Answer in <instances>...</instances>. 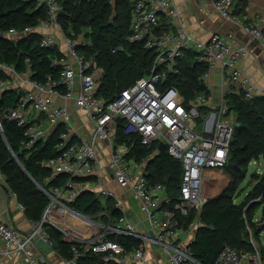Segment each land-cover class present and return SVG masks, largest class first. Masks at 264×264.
<instances>
[{"label": "built area", "instance_id": "2783aa9c", "mask_svg": "<svg viewBox=\"0 0 264 264\" xmlns=\"http://www.w3.org/2000/svg\"><path fill=\"white\" fill-rule=\"evenodd\" d=\"M131 42H142L144 47L155 54L150 71L133 85L124 89L114 100L108 102L98 96L104 69L96 61L86 59L78 51L79 47L91 45L84 34L74 38L65 35L67 52L54 60L61 67L59 79L48 77L46 83L34 82L39 90L27 91L20 98L19 104L7 111L6 116L24 130V144L33 146L39 141H46L52 133L63 126L58 145L59 153L43 161V166L52 172V178L67 177L62 185L47 187L44 182L40 188L49 198V203L41 217L30 221V229L20 231L0 217V264L6 258H13V264H52L41 262L37 252L43 243L55 248V240L50 228L54 227L63 234V240L72 245L71 257L64 259V264H78L79 259L88 251L106 254L118 259L121 264H128L127 250L118 240L110 236H131L145 238L137 232L124 214V205L116 194L108 189L98 174V144L109 140L112 154L108 163L110 173L123 187H132L140 199L141 209L153 225L160 226L151 240L161 244L170 256L171 264H201L191 248L178 244L177 231L180 229L177 215L187 216L196 212V219L186 232H194L200 226V214L208 203L211 185L215 176L228 162L235 120L231 118L225 95L216 106L209 105L210 96L205 92L186 104L184 96L175 86H167L168 73L178 74V61L187 50L197 51V59L207 65L202 78L207 81L212 73L221 68L223 79L229 80L238 93L247 100H253L264 93L245 74L241 61L249 55L244 44L234 43L228 36L215 32L203 42L186 27L174 0H130ZM237 0H215L216 10L227 20L240 21L233 6ZM47 16L40 19L33 27L23 30L12 28L7 33L14 37L28 36L38 28H61L59 22L63 7L58 0H48ZM247 30L259 40L264 52V16H257ZM44 47H57L58 41L51 33L41 35ZM117 49H113L115 52ZM15 71L13 67L0 63V72ZM171 70H173L171 72ZM32 73V72H31ZM22 75L26 72L20 73ZM7 82L0 80V96L6 89ZM61 87H63L62 90ZM78 91L76 92V90ZM53 95L62 96L86 110L94 130L89 139L74 140L75 131L69 108L57 104ZM206 106L207 111H201ZM123 122L119 124L117 118ZM46 125L42 123V119ZM197 123L192 125V120ZM124 126L125 133H137L143 145L163 142L168 154L182 162L183 174L178 199H172L162 183L152 184L147 178L145 168L150 159L159 152L139 162L142 172L135 175L134 159L129 158L130 148L115 143L118 127ZM0 174L2 172L0 171ZM94 177L89 180L87 178ZM45 181V182H46ZM86 190L117 199L116 207L120 216L109 212L93 217L77 211L72 203ZM18 198L17 194L14 193ZM21 210L25 205L18 203ZM162 211L160 220L157 212ZM82 221L85 226L66 224V219ZM76 228V232L72 231ZM252 251H240L226 245L219 253L215 264H264V254L259 243L251 239ZM81 244V248L77 246ZM135 261L146 263V250L143 246L133 249Z\"/></svg>", "mask_w": 264, "mask_h": 264}, {"label": "trees", "instance_id": "16d2710c", "mask_svg": "<svg viewBox=\"0 0 264 264\" xmlns=\"http://www.w3.org/2000/svg\"><path fill=\"white\" fill-rule=\"evenodd\" d=\"M58 1L63 7L59 22L65 34L74 38L84 34L89 38L91 45L79 47L78 51L86 59L93 58L104 69L98 96L110 102L150 71L155 54L146 49L142 42L129 40L132 10L130 0ZM247 6L248 0H242L235 13H245ZM46 16V3L36 0H0V33L12 28L23 30L36 26ZM113 49L117 50L114 52ZM198 54L195 50H187L178 61L180 72L168 73L166 80L167 86H175L179 90L186 104L199 93L205 92L210 96V90L202 79L208 67L197 59ZM60 55L58 47L42 46L41 35L38 33H31L16 41L0 36V63L13 67L17 73L30 69L34 82L44 84L48 77L59 79L61 67L55 65L54 60ZM5 77L6 74L0 72V80ZM61 89L64 90L63 87ZM24 93L23 90L9 88L0 96V171L6 175L7 189L15 192L19 202L25 205L28 219L36 221L41 219L49 203V198L39 184L47 183V187L62 185L67 179L66 176L59 175L46 181L52 178V172L42 164L44 160L59 153L60 134L64 127L59 126L48 140L27 147L24 144L23 128L6 116L7 111L19 104ZM225 101L230 113H236L229 158L221 170L224 173L218 179L214 195L199 216L201 225L189 245L193 256L201 264H215L226 245L240 251L254 250L247 224V217L252 218L251 207H247L246 203L237 204L234 199L246 179L251 162L264 159V96L247 100L242 93L227 92ZM200 109L208 110L206 106ZM237 124L239 125L236 126ZM115 143L129 147V158L137 162L153 154L158 147L156 142L149 146L143 145L141 136L137 133H125L123 125L118 127ZM146 173L152 184H164L172 199H178L183 166L180 160L168 154L166 147L149 160ZM257 178L259 184L250 197H262L264 204V173ZM72 205L77 211L90 216L103 210L99 196L91 190L84 191ZM108 212L115 217L120 216V210L115 205H111ZM177 216L179 227L187 229L197 214L191 212L187 216ZM66 220L65 223L68 224L69 221ZM50 230L55 240V249L65 258L71 257L72 245L62 239L56 228L52 227ZM110 237L125 245L127 252L141 244L139 238L131 236ZM77 246L81 248V244ZM261 249L264 254V248ZM78 264L121 263L106 254L88 251L79 259Z\"/></svg>", "mask_w": 264, "mask_h": 264}, {"label": "crops", "instance_id": "0c3cea01", "mask_svg": "<svg viewBox=\"0 0 264 264\" xmlns=\"http://www.w3.org/2000/svg\"><path fill=\"white\" fill-rule=\"evenodd\" d=\"M241 1L242 0H237L234 3V13L241 4ZM174 2L181 13L186 27L196 37V39L205 42L213 33L218 32L228 36L234 43L244 44L247 46L249 55L241 61V68L253 81V83L264 93V52L259 40L247 30V26L252 25V23L255 22L257 16H264V0H248L246 12L243 14H237L240 19L238 22L225 19L216 10L215 0H174ZM34 33H38L39 35L51 33L58 41L57 47L60 52H67V46L64 39L66 34L63 28L61 29L57 27L52 30L48 28H38ZM0 36L15 41L26 37H14L9 35L7 32L0 33ZM26 73L27 74L22 75L16 71L8 70L5 74L9 75L11 80L8 79L9 82H7L6 89L17 88L23 90L24 92L39 91L31 79V70L29 69ZM222 73V69L218 68L212 73L207 81H204L210 90L209 105L211 107L218 106L223 100V95H225L227 92L238 93L235 86L231 84L229 80L223 79ZM77 91L78 89L76 92ZM52 97L57 104L67 106L69 108L72 116V125L75 131L74 140L81 141L84 139H89L94 130L89 113L86 110L79 108L76 103L62 96L53 95ZM42 123L46 125L44 118L42 119ZM161 143L163 142H160V144ZM98 151L99 158L97 165L99 176L103 180L104 185L113 191L120 202L124 205V214L126 215L128 221L133 224L137 232L143 234L145 237L140 239V246L145 248L147 254L145 264H171L170 256L165 248H163L161 244L151 240L155 233L160 231V226L153 225L149 219V216L142 211L140 199L134 189L132 187H121L110 173L108 163L111 158L112 148L110 146L109 140H101L98 144ZM160 152L161 150L159 149L157 154ZM133 172L135 175L142 172V167L137 161L133 165ZM218 179L217 176H215L212 184H216L217 186ZM7 188L6 175L2 173L0 174V217L8 221L20 231H27L30 229V220L28 219L25 211L19 208V200L15 197V192H12ZM97 196L99 195L97 194ZM99 198L101 197L99 196ZM100 201H102V198ZM101 203H103V201ZM116 203L117 199L108 197L106 203L101 204L103 210L97 215L108 212L110 206H116ZM157 213V217L160 220H163L165 217L163 212L159 211ZM70 221L71 224L78 227H83L84 225L79 223L80 221L78 223L71 219ZM197 230L194 232H186V229L180 227V229L177 231L178 245L181 247H188L195 239ZM149 236L151 238H148ZM38 248L39 252L37 253L41 262L46 263L49 261L52 264H64L65 257L62 256L57 251V249L49 248L43 243H40ZM133 249L127 252L128 264H139L135 261ZM115 260L119 261L118 259ZM14 261L15 260H13V258H6L1 264H13Z\"/></svg>", "mask_w": 264, "mask_h": 264}, {"label": "rangeland", "instance_id": "374dc122", "mask_svg": "<svg viewBox=\"0 0 264 264\" xmlns=\"http://www.w3.org/2000/svg\"><path fill=\"white\" fill-rule=\"evenodd\" d=\"M8 79L11 80V78H9V75H6L4 80L6 82H9ZM235 116H236V113L233 112L231 114V118L234 119ZM196 123H197L196 119L192 120V125H195ZM223 173H224V171H220L219 177H217V179L220 178L221 175H223ZM263 173H264V159H259L257 161L255 160V161L251 162V164L248 167V173H247L246 179L240 185V188H239L237 195L235 196V199H234V202H236L237 204L246 203L247 207H251L252 218L249 219L247 217L248 232H249V236L254 238L256 243H259L261 248H264V219H263L264 204L262 203L263 199H262V197L253 198L250 196H251V193L253 192L255 186L257 184H259V179L257 178V176H261ZM211 188H212V190H211L210 197H212L214 195L216 184L211 185ZM98 195L102 198V201H103V203H101L102 201H100V204H105L106 200L108 199V196L100 195V194H98ZM101 198H100V200H101ZM96 214L97 213H92L91 215L97 217ZM71 220H73L77 223L79 222L78 220H75V219H71ZM68 221L71 224L70 219ZM79 223L84 224L82 221H80ZM83 226H85V225H83ZM72 231L76 232L77 230H76V228H74ZM60 236L63 239L62 233H60Z\"/></svg>", "mask_w": 264, "mask_h": 264}, {"label": "water", "instance_id": "95a60500", "mask_svg": "<svg viewBox=\"0 0 264 264\" xmlns=\"http://www.w3.org/2000/svg\"><path fill=\"white\" fill-rule=\"evenodd\" d=\"M36 1H38V2H40V3H45V2H47L48 0H36ZM173 70H171V72H172ZM117 122L119 123V124H121L122 122H123V119L121 118V117H119V118H117ZM239 124H237L236 126H238ZM164 148H165V145L163 144V143H161L160 145H159V149L162 151V150H164Z\"/></svg>", "mask_w": 264, "mask_h": 264}]
</instances>
